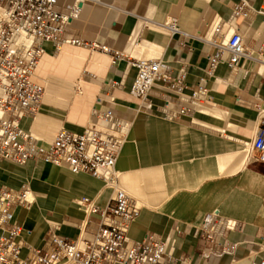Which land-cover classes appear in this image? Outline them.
Returning a JSON list of instances; mask_svg holds the SVG:
<instances>
[{
  "label": "crops",
  "instance_id": "0c3cea01",
  "mask_svg": "<svg viewBox=\"0 0 264 264\" xmlns=\"http://www.w3.org/2000/svg\"><path fill=\"white\" fill-rule=\"evenodd\" d=\"M237 2L60 0L63 15L78 6L67 31L87 46H64L40 59L34 77L45 88L43 102L34 116L22 121L45 147L60 130L81 133L96 123L95 110L111 111L129 123L115 166L118 187L141 207L128 237L131 242L149 234L168 239L176 264H264V164H249L246 158L258 131L257 109L264 107L263 66L258 60H243L234 71L220 64L212 76L206 74L208 56L216 47L203 38H210L209 27L216 19L230 20ZM250 3L260 8L264 0ZM169 23L177 25L176 32L170 33ZM234 32L244 36L256 59L264 60L260 17L234 21L218 39L226 42ZM140 58L167 62L173 76L187 71L186 96L204 80L209 100L192 106L165 88H155L149 94L153 111L145 110L129 94L137 75L132 62ZM167 99L174 105L162 111ZM24 185L34 204L18 206L14 222L22 228V243L34 248L43 245L53 226L70 240L96 231L101 211L114 195L111 186L89 174L0 158V188L19 190ZM214 213L236 221V229L218 239L237 249L232 255L204 258L201 253L209 245L197 229ZM26 247L22 259L29 255Z\"/></svg>",
  "mask_w": 264,
  "mask_h": 264
},
{
  "label": "built area",
  "instance_id": "2783aa9c",
  "mask_svg": "<svg viewBox=\"0 0 264 264\" xmlns=\"http://www.w3.org/2000/svg\"><path fill=\"white\" fill-rule=\"evenodd\" d=\"M59 1L0 0V158L18 165L38 161L66 167L73 174H89L111 186L114 195L101 211L102 218L96 231L84 232L76 240H70L58 235L53 226L43 245L34 248L22 243V228L14 222L18 206L28 208L34 204L31 190L26 185L19 190L1 187L0 231L4 235L0 236V264H163L165 260L167 264H176L172 260L174 246L168 239L149 234L139 242H131L128 237L141 207L118 187L115 166L126 141L129 123L111 111L95 110L96 123L87 125L81 133L60 130L46 147L22 127V121L34 116L43 102L45 89L34 80L40 59L64 46H87L67 31L70 21L77 16L78 6L69 7L68 14L63 15L58 8ZM256 17L264 24V4L255 8L250 0H238L230 20L216 19L210 25V38L204 36L203 40L214 45L216 51L208 56V76H212L220 64H226L234 71L243 60L260 61L264 72V60L256 59L247 49L241 33L234 32L226 42L218 39L227 25L238 19L252 21ZM168 29L174 33L177 25L169 23ZM92 47L107 51L95 44ZM113 55L115 58L121 56ZM132 65L137 69V75L129 94L139 99L145 110L153 111L149 94L155 88H165L192 106L209 100L204 80L195 86L191 95L183 94L188 76L184 69L173 76L171 67L161 59H135ZM114 86L119 87L118 84ZM165 102L162 111L170 110L174 105L170 99ZM97 103L101 104L102 100L99 98ZM257 111L259 126L249 144V164H264V107H258ZM236 227V221L218 213L206 217L197 229L209 245L201 256L220 258L234 254L237 245L227 240L220 242L218 237ZM24 247L29 254L26 259L20 256Z\"/></svg>",
  "mask_w": 264,
  "mask_h": 264
},
{
  "label": "bare ground",
  "instance_id": "6f19581e",
  "mask_svg": "<svg viewBox=\"0 0 264 264\" xmlns=\"http://www.w3.org/2000/svg\"><path fill=\"white\" fill-rule=\"evenodd\" d=\"M171 33V32H170ZM39 63V62H38ZM38 65V64H37ZM43 86V85H42ZM44 87V86H43ZM45 89V88H44ZM44 95H45V92H44ZM44 95H43V98H44ZM208 113H213V112H210L209 110H207ZM228 120V119H227ZM246 149V148H245ZM244 149V150H245ZM246 153V152H245ZM247 155V154H246ZM247 158V157H246Z\"/></svg>",
  "mask_w": 264,
  "mask_h": 264
},
{
  "label": "rangeland",
  "instance_id": "374dc122",
  "mask_svg": "<svg viewBox=\"0 0 264 264\" xmlns=\"http://www.w3.org/2000/svg\"><path fill=\"white\" fill-rule=\"evenodd\" d=\"M53 57H55L56 58V55H52ZM34 80L37 82V83H40L39 81H37L36 79H35V77H34ZM41 84V83H40ZM42 85V84H41Z\"/></svg>",
  "mask_w": 264,
  "mask_h": 264
}]
</instances>
